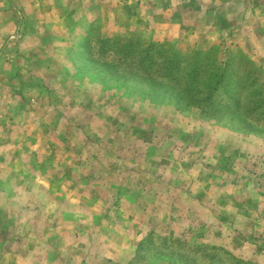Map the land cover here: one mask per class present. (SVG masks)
<instances>
[{"label":"rangeland","instance_id":"obj_1","mask_svg":"<svg viewBox=\"0 0 264 264\" xmlns=\"http://www.w3.org/2000/svg\"><path fill=\"white\" fill-rule=\"evenodd\" d=\"M0 264H264V0H0Z\"/></svg>","mask_w":264,"mask_h":264}]
</instances>
